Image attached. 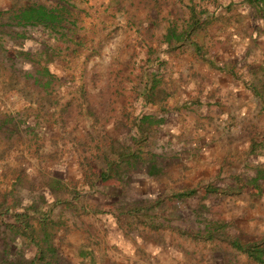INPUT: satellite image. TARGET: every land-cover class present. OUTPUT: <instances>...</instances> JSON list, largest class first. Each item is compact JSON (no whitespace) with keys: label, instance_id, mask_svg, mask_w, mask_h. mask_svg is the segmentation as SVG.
<instances>
[{"label":"rangeland","instance_id":"374dc122","mask_svg":"<svg viewBox=\"0 0 264 264\" xmlns=\"http://www.w3.org/2000/svg\"><path fill=\"white\" fill-rule=\"evenodd\" d=\"M33 3L69 23L18 37ZM225 3L0 0V264H264L233 244L264 248V158L195 103L222 93L207 60L264 43V8Z\"/></svg>","mask_w":264,"mask_h":264},{"label":"crops","instance_id":"0c3cea01","mask_svg":"<svg viewBox=\"0 0 264 264\" xmlns=\"http://www.w3.org/2000/svg\"><path fill=\"white\" fill-rule=\"evenodd\" d=\"M222 1H226L225 7L228 10L231 7V2L236 0H219V5L222 4ZM243 2L247 5L248 3H251V6L256 5L257 7L264 8V0H243ZM212 13L213 11H211V13L208 12L207 15L211 16ZM261 23L264 30V12L261 16ZM203 25L207 26L206 24ZM194 26L195 27L193 30L199 27L198 24ZM256 49L257 50H253L251 48V50L248 52L249 57L247 58L251 59L250 65L254 64V67L252 69L251 67L248 69H246L245 67L240 68L241 65L239 67L235 66L236 64H234L232 58H226L225 62H222L224 65L221 63L222 67L220 69L222 71L217 72L215 70V64L213 63V61L207 60V62L211 63L212 67L207 68L206 71L211 74L213 80L220 81L223 80L221 78H225V80H223V82L221 83L222 85L220 86V89H222V93L219 92V94H216L214 90L216 89V86H214V89L210 87L209 89L204 91L203 101L195 99V103L201 101L204 102L202 104L206 107L207 105H209V112H204V121H207L211 118H215V120H217V114H219V118L221 119L220 123H222L223 125H227L230 129H236L235 134L237 135L236 137H238V139L232 138L234 140L229 139L224 142L227 145L232 146H235L236 144L240 145L241 150H244V152L246 150L247 153H244V161L252 160V158L254 157L255 159L259 158L262 161V158H264V43H262L261 46H257ZM243 51V54H247L246 47L243 48ZM218 124L219 121H215L214 123L209 121V130L212 129V125H215V127H217ZM229 136H233V133H229ZM211 140H213L212 145L216 143L214 141V136L211 137L208 141H204L203 143L210 144ZM233 149H235V147H233ZM260 155H262V157ZM255 171L256 172L250 175L251 177H249L248 184H251L253 187L258 188L256 190L257 192H259L260 183L258 181L260 180V178H262V176L264 177V167H257ZM207 188L208 192L210 193L218 191L214 186H208ZM182 193L187 195L190 192L188 191ZM253 200L255 202L259 201L258 199ZM260 244L261 243H248L243 245L239 243L240 246L256 245L258 248L264 250V248ZM235 247L238 248L237 246ZM143 252H145V250H143ZM130 255L137 256V254L134 252Z\"/></svg>","mask_w":264,"mask_h":264},{"label":"trees","instance_id":"16d2710c","mask_svg":"<svg viewBox=\"0 0 264 264\" xmlns=\"http://www.w3.org/2000/svg\"><path fill=\"white\" fill-rule=\"evenodd\" d=\"M68 6L66 4H60L58 7H47L43 4H30L23 8H18L16 10H11L9 15V21L7 22L5 27H12L13 25H17L18 27L23 28L25 31H22L20 34H16L18 37H24L26 36L25 32L28 31V28L33 29L34 28H41V29H48L52 28L55 29L59 26H61L64 22L69 23L68 20ZM2 14V13H1ZM195 24L192 25V28H194ZM190 33V31H187ZM168 41L171 39H175L176 41L181 40L183 38V34H177L174 32V29L169 30L168 32ZM40 74V72H38ZM45 73V72H44ZM42 73V75L44 74ZM36 81L38 82V79L36 78ZM40 83V82H39ZM46 85L49 84V81L45 83ZM44 84V85H45ZM146 120H149L150 117H145ZM185 195L184 193L179 194V196ZM235 246H237L239 249H242L244 252L248 253L250 257L255 259L256 261L260 263H264V250L261 248H258L256 245H248V246H240L239 243L233 242ZM41 251V250H40ZM45 255V251L42 250L41 252V258H43Z\"/></svg>","mask_w":264,"mask_h":264}]
</instances>
